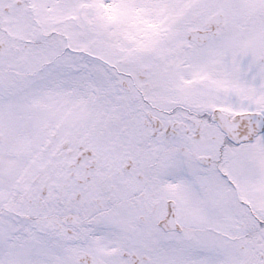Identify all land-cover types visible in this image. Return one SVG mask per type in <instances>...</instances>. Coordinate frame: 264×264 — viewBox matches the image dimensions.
I'll return each instance as SVG.
<instances>
[{
    "label": "snow or ice",
    "instance_id": "snow-or-ice-1",
    "mask_svg": "<svg viewBox=\"0 0 264 264\" xmlns=\"http://www.w3.org/2000/svg\"><path fill=\"white\" fill-rule=\"evenodd\" d=\"M0 264H264V0H0Z\"/></svg>",
    "mask_w": 264,
    "mask_h": 264
}]
</instances>
